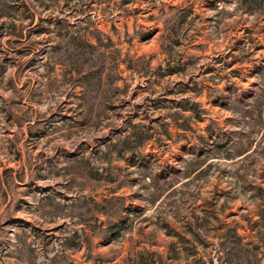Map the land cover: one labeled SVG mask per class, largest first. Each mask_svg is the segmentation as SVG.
<instances>
[{
  "label": "rangeland",
  "instance_id": "rangeland-1",
  "mask_svg": "<svg viewBox=\"0 0 264 264\" xmlns=\"http://www.w3.org/2000/svg\"><path fill=\"white\" fill-rule=\"evenodd\" d=\"M262 63L264 0H0V264H264Z\"/></svg>",
  "mask_w": 264,
  "mask_h": 264
},
{
  "label": "trees",
  "instance_id": "trees-1",
  "mask_svg": "<svg viewBox=\"0 0 264 264\" xmlns=\"http://www.w3.org/2000/svg\"><path fill=\"white\" fill-rule=\"evenodd\" d=\"M262 66H263V67H262V72H261L262 75H261V85H260V86H261V88H262L261 91H262V93H263V92H264V63H262ZM194 105L196 106L197 104H194ZM192 112H193V110H192ZM195 114H197V112L194 111V115H195ZM244 153H245V152H241V153L238 154V156H243Z\"/></svg>",
  "mask_w": 264,
  "mask_h": 264
}]
</instances>
